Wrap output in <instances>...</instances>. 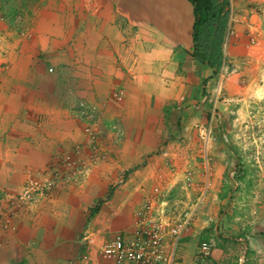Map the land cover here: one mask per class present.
<instances>
[{
  "label": "crops",
  "instance_id": "1",
  "mask_svg": "<svg viewBox=\"0 0 264 264\" xmlns=\"http://www.w3.org/2000/svg\"><path fill=\"white\" fill-rule=\"evenodd\" d=\"M21 1L23 35L2 32L0 23V44L9 49L8 63L0 66V264H116L101 250L114 238L133 236L136 213L161 161L150 157L144 164L146 154L159 148L155 132L164 126V111L205 99L207 84L231 95L244 84H262L264 0H230L233 34L217 77L193 57L195 15L188 0ZM113 98L124 100L128 140L109 165L129 176L120 181L112 172L94 171L81 187L59 182L50 199L12 212V201L54 154L72 152L83 140L79 107H105ZM105 196L93 215L95 202ZM228 203L223 199L220 208L231 209ZM227 214L225 230L220 220L208 233L215 264H264V214L255 229L235 222L234 211ZM83 232L90 244L80 241ZM202 232L195 227L177 243L167 239L172 264H197V245L207 239Z\"/></svg>",
  "mask_w": 264,
  "mask_h": 264
},
{
  "label": "rangeland",
  "instance_id": "2",
  "mask_svg": "<svg viewBox=\"0 0 264 264\" xmlns=\"http://www.w3.org/2000/svg\"><path fill=\"white\" fill-rule=\"evenodd\" d=\"M21 3V0H0V23L3 22L7 29L2 32L23 35L26 25L22 23ZM6 43L0 44V66L8 63L4 61L9 50ZM49 71L53 72L51 69ZM261 82L239 86L234 95L224 87L220 93L214 92L211 85L207 84L209 89L204 94L205 99L201 98L186 106L178 102L172 104L164 111V126L155 132L161 140L158 150L146 154L148 158L144 164L149 162L150 157L161 161H156L158 169L151 175L152 182L147 185L150 187H142L147 192L134 223L175 224L187 213L193 212L195 216L191 228H201V235L207 237L197 245V264H215L216 246L208 233L220 220L223 223L221 228L225 230L224 219H228L229 210L234 211L235 222L245 224L247 228L255 229L262 224L264 80ZM123 102L120 98H113L110 105L105 107H79L77 116L80 118L83 140L73 145L72 152L54 154L50 166L37 175L35 180L47 187L37 191L32 204L39 198L41 201L50 199L59 182L64 188L81 187L94 171L101 174L112 172L120 181L129 176L126 169L119 168L116 171L113 165H109L120 158L117 150L128 140L121 115ZM220 167L224 169L220 171ZM218 170L222 174V188L219 193L221 199L216 201L214 196L217 192L213 183L216 177L221 176L217 175ZM148 175L149 172L144 177ZM107 199L108 196H105L95 202L91 211L93 215L99 212ZM223 199L229 201L231 209H221ZM219 208L221 214L226 215H220ZM84 232L80 236L81 242L86 238ZM203 244L212 245V251L206 259L199 256Z\"/></svg>",
  "mask_w": 264,
  "mask_h": 264
},
{
  "label": "built area",
  "instance_id": "3",
  "mask_svg": "<svg viewBox=\"0 0 264 264\" xmlns=\"http://www.w3.org/2000/svg\"><path fill=\"white\" fill-rule=\"evenodd\" d=\"M229 10L232 19V7ZM231 35L232 30L229 26V36ZM51 71L53 70L51 69ZM46 187L38 180H31L22 194L15 201H12L11 211L27 209L32 204L37 191ZM194 216L193 212L187 213L175 224L136 225L133 236L129 240L124 237H117L104 245L101 250L102 257L107 261H114L116 264H172L174 263V256L168 250L167 239L170 238L177 243L185 237L191 231ZM85 241L86 245L92 242L89 235L86 236ZM211 251V244H203L199 254L200 258L206 259Z\"/></svg>",
  "mask_w": 264,
  "mask_h": 264
},
{
  "label": "trees",
  "instance_id": "4",
  "mask_svg": "<svg viewBox=\"0 0 264 264\" xmlns=\"http://www.w3.org/2000/svg\"><path fill=\"white\" fill-rule=\"evenodd\" d=\"M194 7L193 57L217 77L225 61L230 0H188Z\"/></svg>",
  "mask_w": 264,
  "mask_h": 264
}]
</instances>
